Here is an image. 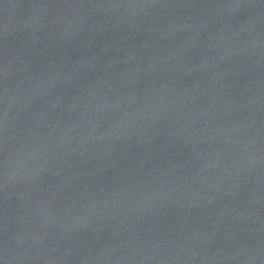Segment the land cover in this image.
<instances>
[{"label":"water","instance_id":"1","mask_svg":"<svg viewBox=\"0 0 264 264\" xmlns=\"http://www.w3.org/2000/svg\"><path fill=\"white\" fill-rule=\"evenodd\" d=\"M0 264H264V0H0Z\"/></svg>","mask_w":264,"mask_h":264}]
</instances>
